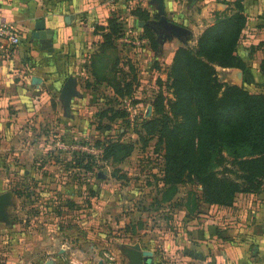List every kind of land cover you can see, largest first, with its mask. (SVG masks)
I'll use <instances>...</instances> for the list:
<instances>
[{
	"label": "crops",
	"instance_id": "obj_1",
	"mask_svg": "<svg viewBox=\"0 0 264 264\" xmlns=\"http://www.w3.org/2000/svg\"><path fill=\"white\" fill-rule=\"evenodd\" d=\"M233 2L0 0V24L15 29L19 38L8 56L0 57V155L10 156V169L29 173V179H35L32 175L35 172L39 177L46 176L52 167L48 160L52 154L47 148L51 145L55 152L56 138H61L63 128H74L77 108L87 107L90 102L87 98L90 88L85 87V80L91 82V76L85 64L112 15L122 26V34L114 41L116 54L130 59L140 81L146 58L168 66L173 51L181 43L175 37L157 39V48L152 51L138 26L140 20L130 14L131 9L141 7L148 15L147 21L164 14L167 19L185 25L190 40L195 42L200 32L213 22L215 13L230 12ZM242 7L247 22L236 52L245 68L217 66L216 74L226 84L264 93V44H258L264 41V0H242ZM38 25L46 32L44 37L37 34ZM97 26L103 27V31L97 30ZM126 35L143 42L138 46L126 42ZM162 48L166 51L165 58ZM123 69L126 71L124 66ZM70 76L76 95L70 97L65 107L60 90ZM23 154L31 157L30 163L22 162ZM181 212L177 218L178 232L166 235L159 251L138 244L141 251L151 252V264H264V180L257 193H238L227 208L199 203L192 215H188L185 207ZM50 249L45 245L42 251L48 253ZM57 250L62 251L58 247Z\"/></svg>",
	"mask_w": 264,
	"mask_h": 264
},
{
	"label": "rangeland",
	"instance_id": "obj_2",
	"mask_svg": "<svg viewBox=\"0 0 264 264\" xmlns=\"http://www.w3.org/2000/svg\"><path fill=\"white\" fill-rule=\"evenodd\" d=\"M194 45L189 38L180 46ZM112 56L110 52L107 65L112 64ZM124 58H118L122 68ZM167 67L146 58L137 81L140 88L137 85L129 97L116 96L102 85L88 89L90 102L77 108V124L61 133L69 135L71 144L56 138L55 152L51 145L47 148L52 167L44 178L35 172V179H29V173L11 170V157L0 155V193H10L7 221L0 220V264H127L122 245L141 244L159 251L166 235L178 232V215L184 207L193 214L189 208L198 200L199 187L176 185L172 198L161 200L163 143L155 132L145 134L143 129V120L155 117L151 103L157 93L170 97L165 89ZM123 99H129L128 107ZM108 106L112 111L124 108L126 118H114L112 111L99 115ZM114 140L131 144L130 153L124 157L118 153L116 160L102 158L96 141ZM79 155L84 156L82 167L76 168ZM21 160L28 164L31 157L23 154ZM223 166L232 172L238 169L234 164ZM45 245L50 252L42 251Z\"/></svg>",
	"mask_w": 264,
	"mask_h": 264
},
{
	"label": "trees",
	"instance_id": "obj_3",
	"mask_svg": "<svg viewBox=\"0 0 264 264\" xmlns=\"http://www.w3.org/2000/svg\"><path fill=\"white\" fill-rule=\"evenodd\" d=\"M233 7L228 13H215L213 22L200 32L193 47L178 46L173 51L165 73V89L170 97L157 93L151 103L155 117L143 120L144 133L155 132L163 143L161 200L169 201L176 185H196L199 195L189 208L192 211L199 203L227 208L236 194L257 193L264 180V93L221 82L215 70L217 66L245 68L236 46L247 18L242 0H234ZM130 14L142 22L148 19L139 6ZM121 27L114 15L107 19L101 41L96 42L85 64L91 76V82L85 80V87L104 85L116 96L129 97L138 82L128 57L120 61L126 71L118 65L120 57L115 54L114 41L122 34ZM141 28L150 49L155 51L157 41L152 31L145 25ZM96 29L103 31L101 26ZM110 52L113 62L107 65ZM134 102L131 100V104ZM111 108L108 106L99 115L104 116ZM112 113L121 120L127 116L124 108ZM68 136L62 134L60 140L71 144ZM98 145L104 159L116 160L118 153L124 157L131 151V144L117 140L101 144L96 141ZM83 157H76L74 167H82ZM226 163L238 169L232 172L223 166Z\"/></svg>",
	"mask_w": 264,
	"mask_h": 264
},
{
	"label": "water",
	"instance_id": "obj_4",
	"mask_svg": "<svg viewBox=\"0 0 264 264\" xmlns=\"http://www.w3.org/2000/svg\"><path fill=\"white\" fill-rule=\"evenodd\" d=\"M144 25L150 28L161 41L165 38L170 39L171 37H175L180 43H185L190 38L189 30L185 25L167 19L162 13L156 20H149L145 23L141 21L138 22L139 27ZM37 31L39 37L45 36L46 32L40 28V25H38ZM73 86L74 79L71 76L68 77L62 84L60 98L62 99L65 107L68 106L70 97L76 95ZM98 176L101 177V174L98 173ZM9 197V192L0 193V220L7 221L5 207L9 205ZM120 249L128 264H151V252L141 251L138 244L122 245Z\"/></svg>",
	"mask_w": 264,
	"mask_h": 264
},
{
	"label": "built area",
	"instance_id": "obj_5",
	"mask_svg": "<svg viewBox=\"0 0 264 264\" xmlns=\"http://www.w3.org/2000/svg\"><path fill=\"white\" fill-rule=\"evenodd\" d=\"M19 38L15 29L10 26L0 24V57L6 58L12 47L18 44ZM126 42H133L134 45H140V39L133 41L130 36L125 37ZM129 99H123V103L126 107L129 106ZM72 147V146H71Z\"/></svg>",
	"mask_w": 264,
	"mask_h": 264
}]
</instances>
